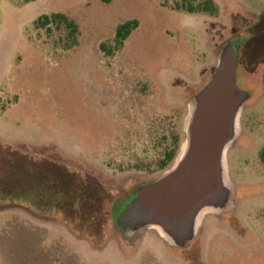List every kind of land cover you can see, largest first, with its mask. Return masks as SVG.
I'll use <instances>...</instances> for the list:
<instances>
[{
    "label": "rangeland",
    "instance_id": "374dc122",
    "mask_svg": "<svg viewBox=\"0 0 264 264\" xmlns=\"http://www.w3.org/2000/svg\"><path fill=\"white\" fill-rule=\"evenodd\" d=\"M213 1L216 17L177 11L181 0H0V264H264V0ZM57 13L76 46L63 26L35 25ZM229 44L248 95L226 155L233 206L205 214L185 248L154 229L126 238L117 218L131 202L115 212L172 170L190 100ZM174 124L175 160L143 169Z\"/></svg>",
    "mask_w": 264,
    "mask_h": 264
},
{
    "label": "water",
    "instance_id": "95a60500",
    "mask_svg": "<svg viewBox=\"0 0 264 264\" xmlns=\"http://www.w3.org/2000/svg\"><path fill=\"white\" fill-rule=\"evenodd\" d=\"M239 47L218 56L212 80L190 100L185 141L171 171L137 189L117 218L125 237L154 229L172 247L185 248L207 213L233 206L226 177V155L237 139V119L248 95L237 86Z\"/></svg>",
    "mask_w": 264,
    "mask_h": 264
},
{
    "label": "trees",
    "instance_id": "16d2710c",
    "mask_svg": "<svg viewBox=\"0 0 264 264\" xmlns=\"http://www.w3.org/2000/svg\"><path fill=\"white\" fill-rule=\"evenodd\" d=\"M175 9L177 11H184L190 15H207L209 17H216L219 13V8L213 0H181V3L177 4ZM35 25L39 28L46 29L48 32H51V27L53 25L63 26L68 32V39L70 41L69 45H67V49L77 45L78 27L73 20L63 14L57 13L43 15L37 19ZM137 27L138 22L135 20L119 25L115 31L114 49L119 50L123 47L124 42L129 38L131 33L137 29ZM101 50L106 52L107 55H112L113 52V50H106L103 45L101 46ZM180 139L177 126L174 124L170 127L168 135H163L159 141L157 140L156 146L161 150L157 160L151 165L145 167L142 165V168L147 169L148 171H151L154 167V169L159 171L166 169L175 160L178 154L180 149ZM260 161L264 164V149L260 152ZM135 197L136 192L133 193L130 200L120 204V209L114 214L115 219L125 206L132 202Z\"/></svg>",
    "mask_w": 264,
    "mask_h": 264
}]
</instances>
